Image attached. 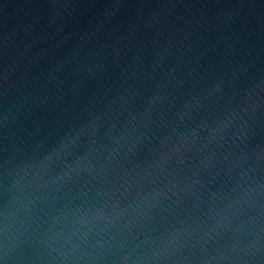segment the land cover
Returning <instances> with one entry per match:
<instances>
[{
	"label": "water",
	"instance_id": "water-1",
	"mask_svg": "<svg viewBox=\"0 0 264 264\" xmlns=\"http://www.w3.org/2000/svg\"><path fill=\"white\" fill-rule=\"evenodd\" d=\"M0 264H264V0H0Z\"/></svg>",
	"mask_w": 264,
	"mask_h": 264
}]
</instances>
